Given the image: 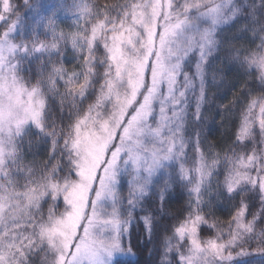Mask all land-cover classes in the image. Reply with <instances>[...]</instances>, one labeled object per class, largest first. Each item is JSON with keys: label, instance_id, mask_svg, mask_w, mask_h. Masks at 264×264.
Listing matches in <instances>:
<instances>
[{"label": "snow or ice", "instance_id": "obj_1", "mask_svg": "<svg viewBox=\"0 0 264 264\" xmlns=\"http://www.w3.org/2000/svg\"><path fill=\"white\" fill-rule=\"evenodd\" d=\"M254 257L264 0H0V264Z\"/></svg>", "mask_w": 264, "mask_h": 264}, {"label": "trees", "instance_id": "obj_2", "mask_svg": "<svg viewBox=\"0 0 264 264\" xmlns=\"http://www.w3.org/2000/svg\"><path fill=\"white\" fill-rule=\"evenodd\" d=\"M97 2L102 3L103 0H97ZM48 3V0H47ZM71 23L70 20L65 21L64 23L61 24V27H64L65 30H67V25ZM70 58V57H69ZM221 95L222 99L218 100V103H224L227 104L231 99H232V93L229 91L228 87L226 86L224 89L221 90ZM219 120L220 118L217 117V123L216 125L212 126V134L209 136V140L213 143H223L230 135L229 131V125L225 124L223 127L219 126ZM191 155V153H190ZM123 195L126 197L127 196V187L125 186L123 190ZM184 197L181 195L180 191H176L173 193V199H172V205L173 207H179L180 205L183 204L184 202ZM217 215L220 216L222 219L225 218L226 213L223 211H218ZM251 260H254L255 264H260V258L259 257H254V258H249Z\"/></svg>", "mask_w": 264, "mask_h": 264}, {"label": "rangeland", "instance_id": "obj_3", "mask_svg": "<svg viewBox=\"0 0 264 264\" xmlns=\"http://www.w3.org/2000/svg\"><path fill=\"white\" fill-rule=\"evenodd\" d=\"M44 2L47 3V0H44ZM49 2H52V0H48V3H49Z\"/></svg>", "mask_w": 264, "mask_h": 264}]
</instances>
